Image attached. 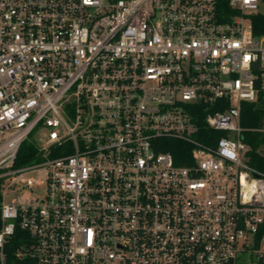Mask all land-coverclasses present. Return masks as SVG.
<instances>
[{"label": "built area", "instance_id": "obj_1", "mask_svg": "<svg viewBox=\"0 0 264 264\" xmlns=\"http://www.w3.org/2000/svg\"><path fill=\"white\" fill-rule=\"evenodd\" d=\"M261 13L263 0H0V264H264L249 145L264 120L241 124L264 93Z\"/></svg>", "mask_w": 264, "mask_h": 264}, {"label": "trees", "instance_id": "obj_2", "mask_svg": "<svg viewBox=\"0 0 264 264\" xmlns=\"http://www.w3.org/2000/svg\"><path fill=\"white\" fill-rule=\"evenodd\" d=\"M264 2V0H263ZM253 29L255 35H261L264 33V13L258 14L253 17ZM264 120V93L260 94L259 99L255 103H243L242 107V119L241 124L247 129H257L262 126ZM252 140H249V145L251 147V161L250 164L253 168L257 170L264 169V151L261 150V146L264 143V134L262 133H252L249 134ZM164 151L171 152L175 159H177L178 164H183L180 161V156L183 154L190 153L189 147L187 145L177 142L168 141ZM35 151L33 146L26 142L22 145L18 158L17 166H22L31 163L32 158L28 156L29 152ZM1 196H0V228H1ZM264 235V225L260 230V236Z\"/></svg>", "mask_w": 264, "mask_h": 264}, {"label": "rangeland", "instance_id": "obj_3", "mask_svg": "<svg viewBox=\"0 0 264 264\" xmlns=\"http://www.w3.org/2000/svg\"><path fill=\"white\" fill-rule=\"evenodd\" d=\"M46 133H47V131H44V132H43V134H46ZM40 138H41L40 136H35V137H34V141H35V142H38ZM40 144H41V145H44V142H41ZM32 177H38V175H37V174H33ZM35 191H38L39 193H41V191H39V190H35ZM25 192H26L27 194L31 195V191H29V190H25ZM12 197H13V196H10V197L8 198V201H11Z\"/></svg>", "mask_w": 264, "mask_h": 264}]
</instances>
